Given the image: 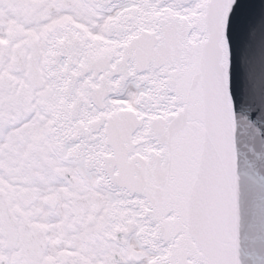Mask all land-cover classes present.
<instances>
[{"label": "snow or ice", "instance_id": "1", "mask_svg": "<svg viewBox=\"0 0 264 264\" xmlns=\"http://www.w3.org/2000/svg\"><path fill=\"white\" fill-rule=\"evenodd\" d=\"M0 264H264V0H0Z\"/></svg>", "mask_w": 264, "mask_h": 264}]
</instances>
